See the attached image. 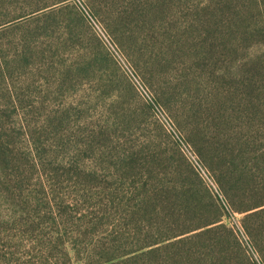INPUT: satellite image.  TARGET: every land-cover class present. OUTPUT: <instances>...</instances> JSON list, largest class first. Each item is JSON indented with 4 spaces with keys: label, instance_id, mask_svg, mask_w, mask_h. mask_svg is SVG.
<instances>
[{
    "label": "rangeland",
    "instance_id": "374dc122",
    "mask_svg": "<svg viewBox=\"0 0 264 264\" xmlns=\"http://www.w3.org/2000/svg\"><path fill=\"white\" fill-rule=\"evenodd\" d=\"M148 187L167 198L142 200ZM243 192L264 200V0H0V264H85L122 236L163 241L121 264H256L264 230H245ZM191 194L231 229L209 260L196 239L174 242L191 232L166 238L190 221L172 216Z\"/></svg>",
    "mask_w": 264,
    "mask_h": 264
},
{
    "label": "trees",
    "instance_id": "16d2710c",
    "mask_svg": "<svg viewBox=\"0 0 264 264\" xmlns=\"http://www.w3.org/2000/svg\"><path fill=\"white\" fill-rule=\"evenodd\" d=\"M46 6L47 5L36 6V8L32 11L40 10ZM244 141L246 142L249 140L245 138ZM142 193V200L146 199L145 201H150L151 198H158L156 200L157 205L161 204V202L165 200L163 199V197L167 198V196L164 195L163 190L156 187L151 189L150 187L143 189ZM241 196H244L241 200V206H236L235 209L245 212L242 217V224L247 233L255 236V233L264 230V200L253 198L251 193L247 194L246 192H243ZM204 200L205 203L203 205H200L198 204V198L195 197L194 194L189 195L187 198L183 197L181 205L176 208L177 213H174L172 217H174V219H189L190 221L185 224V227L183 229L179 230L175 234L173 233L166 238H171L187 232H191L190 234L179 236L174 240V242L182 241L185 239L194 241V239H196L198 248L207 247L211 249V252L206 254L203 253L204 255L202 256L204 260H209L210 258L216 257L213 252L218 253V250L220 251L223 246V242L220 237L222 235L221 232H228V234L225 235L230 236L229 233H231V229L227 228L226 225L220 221V210L211 196H207L205 194ZM216 233H219V235ZM116 238V240L115 238H110L109 242L112 241V244L109 245L101 244L100 247L97 244L93 245L90 254L86 253L85 264H121L124 261H131L138 257H142L146 254L148 255L155 252L159 249V246H154V244L163 241L161 238H149L148 236H145L138 242L130 245L114 244V241L121 243L123 236ZM97 247H99V249ZM76 254L78 255V252H76ZM258 257L261 264H264V261L259 254ZM252 261L258 264L255 259Z\"/></svg>",
    "mask_w": 264,
    "mask_h": 264
},
{
    "label": "built area",
    "instance_id": "2783aa9c",
    "mask_svg": "<svg viewBox=\"0 0 264 264\" xmlns=\"http://www.w3.org/2000/svg\"><path fill=\"white\" fill-rule=\"evenodd\" d=\"M85 12H86V14H88V17L90 19L89 21L92 24L94 30L96 31V34L99 36V38L102 40V42L107 46L108 50L113 54V56L115 57L117 62L122 66V68L126 72H128L131 75V80L136 84V87L140 91H143L144 93H146V90H145L143 84L136 77V75L132 72L130 65L128 64L125 57L122 55V52L120 51L118 46L113 42V40L110 38L108 33L105 31V29L100 24H98L86 10H85ZM157 114L161 115L163 117V119L167 122V124L169 125V127L172 130L173 136H175V140H176L181 152L184 154L187 161L194 168V170L199 175V177L203 180V182L208 187V189L213 194H214V191L219 192L216 181L214 180L213 176L211 175L209 170L206 168L204 163L201 161L198 154L192 148V146L188 142H186L184 140V138L176 132V130L172 126V123H171V125L168 123L169 121L166 120L167 118H165L163 116L162 112L158 108H157ZM238 231L240 233L239 234L240 237L243 238L247 242L248 241L247 235H246L245 231L243 230L242 226L238 227ZM252 250H253V248H252ZM252 254H253L256 262H258V264H261L256 250L252 251Z\"/></svg>",
    "mask_w": 264,
    "mask_h": 264
}]
</instances>
